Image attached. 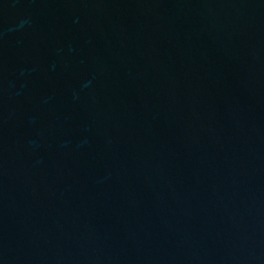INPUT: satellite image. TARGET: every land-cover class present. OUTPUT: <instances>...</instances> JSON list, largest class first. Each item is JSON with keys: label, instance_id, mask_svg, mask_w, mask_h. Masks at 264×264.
Masks as SVG:
<instances>
[{"label": "water", "instance_id": "obj_1", "mask_svg": "<svg viewBox=\"0 0 264 264\" xmlns=\"http://www.w3.org/2000/svg\"><path fill=\"white\" fill-rule=\"evenodd\" d=\"M0 264H264V0H0Z\"/></svg>", "mask_w": 264, "mask_h": 264}]
</instances>
